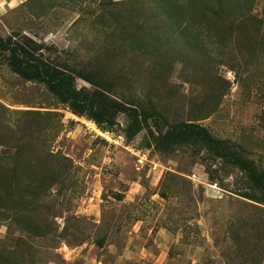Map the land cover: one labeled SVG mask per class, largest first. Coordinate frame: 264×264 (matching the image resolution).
<instances>
[{
    "label": "rangeland",
    "instance_id": "rangeland-1",
    "mask_svg": "<svg viewBox=\"0 0 264 264\" xmlns=\"http://www.w3.org/2000/svg\"><path fill=\"white\" fill-rule=\"evenodd\" d=\"M101 2L0 0V36L70 69L96 64L110 75L113 97L160 116L130 135L126 111L97 115L101 124L78 117L44 85L15 74L4 53L0 141L25 145L22 157L50 163L63 176L38 197L16 198L13 210L0 198V264H264V202L256 200L263 194L200 141L173 146L158 138L162 125L164 133L193 123L264 171V0H236L238 14L252 15L253 23L244 26L234 12L226 34L221 26L202 30L195 52L167 43L160 30L152 56L130 51L128 40L123 45L131 25L127 33L109 32ZM136 32L137 41H148ZM178 51L182 58L172 64ZM76 86L93 93L81 79ZM37 123L46 128L20 139ZM14 212L46 234L21 233Z\"/></svg>",
    "mask_w": 264,
    "mask_h": 264
},
{
    "label": "trees",
    "instance_id": "trees-1",
    "mask_svg": "<svg viewBox=\"0 0 264 264\" xmlns=\"http://www.w3.org/2000/svg\"><path fill=\"white\" fill-rule=\"evenodd\" d=\"M113 3H116L117 7L106 8V6H111ZM100 6L102 12H107L109 25L106 28L109 29V32L111 31L110 33L113 36L116 33H127L126 27L131 25L132 30L128 33V38L122 37L121 42L123 45L126 44L130 51L137 50L138 52H136L139 54L150 56L156 51L157 43L161 41L160 37H157L160 30L162 32L161 38L167 40V43L172 45L173 42H179L185 51L195 52V49H198L201 45L198 44V42H201L198 36L202 30L214 31L217 30L214 26L218 28L221 26L225 27L223 31L226 34L229 26L223 25L233 22V20L228 19L234 12L233 18L240 19L244 26L253 23L252 15L244 12L238 14L239 7L236 0H150V2L146 0H103ZM190 10H192V13L189 12ZM130 16L136 21L134 22ZM214 20L218 21L214 22ZM137 29L145 32L148 41L144 39L137 41V35H139L136 32ZM244 29L246 40H248L251 35L246 34V28L244 27ZM229 32L233 34L235 31ZM255 33L259 34L257 28ZM126 40L128 42L124 44ZM147 48V51L141 52ZM4 53H9L7 65L15 74L25 81L44 85L58 103L66 105L78 117H86L101 124L100 120H96L97 115L101 114L106 118H110L115 116L117 112L125 113L126 111L129 122L125 132L130 135L136 130L148 127L149 121L156 124L154 122L156 121L155 118L160 116L154 109L142 108L138 111L136 105L124 101L125 97L121 99L122 101L113 97L112 92L115 87L109 78L110 75L96 64L87 63L84 65L80 63L78 68L70 69L66 64L62 65L46 59L27 43L12 36L6 38L0 36V57ZM180 53V51L172 53V64L175 63L176 59L182 58ZM76 79H81L90 85L93 88V93L89 94L86 88L78 89ZM35 115H38L35 116V119H40V116L46 117V114L39 115V113H35ZM31 120L33 121V119ZM32 121L31 124H33ZM45 124L40 126L37 123L35 129L30 128L32 132L23 134L20 139L30 138V134L39 128L42 130ZM162 129L163 125L158 129V138L167 145H184L196 139L213 156L234 164L246 176L248 183L263 194L262 199L256 200L264 202V171L259 169L253 162H248L233 152L225 141L213 138L206 129L193 123H179L168 126L164 133H162ZM2 142L0 141V146L12 151V153H0V198H3L2 200L6 204L5 210L14 209L9 205L14 203L16 198L20 199L21 202L28 199L29 196L38 197L39 190L45 192L52 184L58 183L63 176L62 171L54 169L50 163L45 164L38 159L22 157L26 149L25 145L22 147H17L19 143L5 145L7 141L3 138ZM25 153L28 154V150ZM31 186L36 191L29 194L25 189H30ZM2 191L5 192L4 197L1 194ZM28 202L26 201L24 207L27 208ZM13 215L16 217L14 218L15 226L21 233L29 232L36 237L46 234L45 227L33 218L29 219L23 216V218H20L17 212H14ZM10 218L13 217L8 216L7 219ZM102 242V240H98L97 245L102 246Z\"/></svg>",
    "mask_w": 264,
    "mask_h": 264
}]
</instances>
